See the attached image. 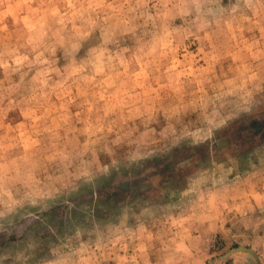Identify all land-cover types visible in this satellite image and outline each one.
Instances as JSON below:
<instances>
[{
	"label": "rangeland",
	"instance_id": "obj_1",
	"mask_svg": "<svg viewBox=\"0 0 264 264\" xmlns=\"http://www.w3.org/2000/svg\"><path fill=\"white\" fill-rule=\"evenodd\" d=\"M0 264H264V0H0Z\"/></svg>",
	"mask_w": 264,
	"mask_h": 264
}]
</instances>
